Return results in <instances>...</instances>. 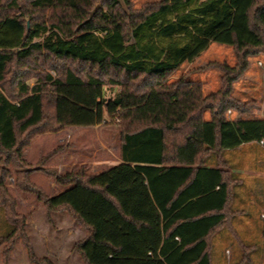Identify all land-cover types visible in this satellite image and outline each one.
Returning a JSON list of instances; mask_svg holds the SVG:
<instances>
[{"label":"trees","instance_id":"16d2710c","mask_svg":"<svg viewBox=\"0 0 264 264\" xmlns=\"http://www.w3.org/2000/svg\"><path fill=\"white\" fill-rule=\"evenodd\" d=\"M211 42L233 46L241 59L238 66L223 64L220 89L204 95L199 81H167ZM259 48L264 49V0H159L140 10L130 0H0L5 251L21 239L31 262L46 261L34 254L7 181L14 172L15 185L31 191L25 158L31 140L62 130L70 120L44 115L43 85L39 79L29 85L26 70L13 76L9 88L5 83L13 63L24 66L43 54L57 60L56 76L46 73L44 83L85 90L121 86L101 99L102 111L118 119L121 161L96 173L57 175L64 189L44 199L48 210L65 211L86 230L73 244L84 264H261L260 231L250 242L235 230L237 254L215 251V237L231 224L235 191L245 177L232 170L237 164L225 153L246 143L261 142L264 149V117L244 115L253 104L232 96L246 56ZM62 60L90 71L57 68ZM121 73L125 80L114 77ZM207 108L213 109L210 118L203 117ZM229 108L239 115L226 117ZM249 164L264 168V156Z\"/></svg>","mask_w":264,"mask_h":264},{"label":"rangeland","instance_id":"374dc122","mask_svg":"<svg viewBox=\"0 0 264 264\" xmlns=\"http://www.w3.org/2000/svg\"><path fill=\"white\" fill-rule=\"evenodd\" d=\"M157 2L159 0H130L133 10H140L148 4ZM16 13L19 14L20 11ZM49 14L50 11L45 12L46 17ZM56 61L40 54L27 61L24 66L13 63L7 74L5 83L8 88L15 82L13 76L22 70H26L23 77L29 85H33L39 79L43 85L44 115H52L54 119L66 116L70 120L69 125L62 130L37 134L31 140L25 158L30 167L29 181L33 189L24 191L18 188L15 185L14 172L8 179L7 186L9 193L16 200L18 213L25 218L24 231L31 246V241L36 243V251L32 246L36 258H46L45 262L37 264H84L81 256L73 250L74 239L65 236L67 229L72 234L80 233L76 223L65 211L48 210L44 199L60 192L61 185L56 182L57 175L80 170L92 173L102 169L98 166L100 160L116 162L121 139L120 126L117 118L110 117L102 111L101 99L103 96L106 99L113 97L121 86L105 84L103 87L94 86L85 90L82 87H59L49 82L44 83L43 77L46 73L56 76ZM240 62L241 59L233 46L211 42L199 56L183 63L168 75L167 81L172 82L180 77L199 81L202 93L207 95L220 89L224 73L223 64L238 66ZM60 63V67L58 65L57 68L72 65L81 73L90 71L89 67L81 62L62 60ZM246 63L242 75L232 83V96L241 104H253L244 115L264 117V49L259 48L250 52L246 56ZM114 77L125 80L123 73L114 74ZM142 80L141 77L137 79L140 83ZM212 110L205 109L203 117L210 118ZM225 115L233 118L239 113L234 108H229ZM9 167L11 171L14 170L12 165ZM243 170L245 175H253L252 166L243 167ZM250 172L252 173L249 174ZM260 175L262 177L264 173L261 170L256 171L255 176ZM257 192L259 193L255 190L247 191L249 194ZM6 223L0 211V236L8 232L5 229ZM38 231L43 238L35 236ZM45 238L47 243L43 240ZM15 241L14 248L12 249L15 242L5 251L9 241L0 239V264H35L30 261L23 241L21 239ZM258 245L261 251L259 261L264 264L262 254L264 242L260 240Z\"/></svg>","mask_w":264,"mask_h":264},{"label":"crops","instance_id":"0c3cea01","mask_svg":"<svg viewBox=\"0 0 264 264\" xmlns=\"http://www.w3.org/2000/svg\"><path fill=\"white\" fill-rule=\"evenodd\" d=\"M199 56V55H198ZM262 143H246L242 144L239 147L226 151L225 156L229 160L230 163H235L233 171L243 174V167L249 168L250 159L252 161H256V158L259 156H264V149L261 148ZM121 161L120 153L117 156V160L115 163H109L107 160L98 161V166H101L102 169L97 170L92 173L99 172L111 165L117 164ZM253 164V175H245L244 181L239 183L236 188L234 199L232 202V207L236 210L234 217L232 219L231 224H227L225 228L221 229L216 237L215 244L218 247L215 251L219 253L221 248H225L226 255L230 256L231 254H237L238 242L236 238V234L234 231L236 230L238 234L245 241H250L254 239L258 235V231H260V236L264 237V176L256 177V171L261 170L264 173V168L260 169ZM250 172L249 174H251ZM64 188L61 187V190ZM60 190V191H61ZM259 191L257 194H249L247 191ZM75 224V223H74ZM77 229L80 230L77 234H72L70 230L67 229V233L65 236L67 238H73L74 242L83 239L86 235V230L80 227L78 224H75ZM70 232V233H69ZM35 236L41 237L39 231L35 233ZM43 238V236L41 237ZM42 240V239H41ZM44 242L47 243V239H43ZM34 250L36 251V243L31 241ZM42 244V241L40 242ZM40 243H38L40 245ZM16 241L12 247L14 248ZM239 253V252H238Z\"/></svg>","mask_w":264,"mask_h":264}]
</instances>
